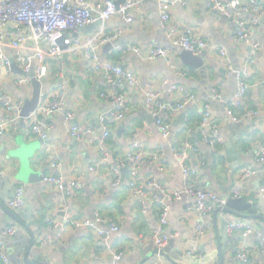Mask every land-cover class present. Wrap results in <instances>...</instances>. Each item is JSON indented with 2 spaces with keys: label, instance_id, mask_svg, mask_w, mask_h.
<instances>
[{
  "label": "crops",
  "instance_id": "obj_1",
  "mask_svg": "<svg viewBox=\"0 0 264 264\" xmlns=\"http://www.w3.org/2000/svg\"><path fill=\"white\" fill-rule=\"evenodd\" d=\"M90 1L96 3L101 0ZM165 1L167 8L174 4L170 9L173 22L182 27L194 28L207 39L209 46L204 51L207 72L203 74L183 65L176 52L172 61L190 71L189 77L180 78L171 68L169 59L145 61L127 49L128 45L148 48L152 44L167 48L166 45L171 43L169 30L161 24L156 2L144 1L134 11V19L130 23L117 17L107 22L104 26L108 34L117 29L124 31L123 37L117 43L124 46L122 50L116 51L114 45H105L101 49L102 59L122 66L137 76L142 85L138 90L127 86L131 111L124 122L113 127V134L108 139L103 138L100 125V116L110 109V104L100 98V92L107 89V83L101 74H93L83 52L69 54L70 62L66 66L70 85L65 101L76 117L70 124L63 122V114L52 118L54 130L46 140L31 135L27 122L29 116H22L26 102L34 96L36 80L30 84L16 86L14 81L20 73L6 69H2L0 73L1 96L24 101L22 110L12 111L13 116L20 113L19 121L9 127L4 137H0V175L11 177L12 172L19 170L18 159H11L10 162L7 159L9 150L18 148V143L22 141L25 144L34 143L38 147L32 160L36 171L42 172V175L52 174V165L61 163L60 172L64 181L77 180L80 185L76 195L69 196L66 191L59 190L51 183L41 181L39 185H25L17 181V187L22 185L25 188V196L41 207V210L34 212L32 229L53 236L52 232L46 231L47 225L53 219H57L59 227H63V215L57 211V205L61 202L70 206L77 219L93 220L95 214L99 213L119 227L118 232L111 234L108 244L92 232L68 230L61 241L48 243V249L41 252L45 264H111L114 250L123 252L121 264H140L145 259L144 264H216L221 260L223 252L224 264H242L238 256L245 247L250 248V264H264V253L260 250L264 240V200L261 191L264 187V163L257 164L258 152L264 143V8L261 9L263 17L259 18V12L251 4V0H242L247 9H240L234 18L236 22L244 23L245 28L252 33V40L259 44V48H255L250 42H233L236 24L208 9V0ZM257 1L264 6V0ZM257 18L258 22H255ZM100 31L101 24H96L86 29V35H96ZM222 46L228 53L227 58L233 70L234 59H237L242 71L249 75L250 88L237 113L242 116L253 110L256 114L247 117L245 123L237 125L228 120L222 98L218 99L214 95L215 90H221L222 97L224 96L233 74L227 72V60L219 55L218 49ZM7 52L12 56L10 49ZM249 57L254 59L253 63L246 62ZM58 82V74L53 71L48 82L44 84L56 85ZM41 84L43 87V83ZM175 86L184 87L185 91L173 94L171 90ZM147 88L159 92L160 101L172 107V140L161 135L155 125L156 119L146 108L144 91ZM191 95L195 96V100L183 108H187V112L185 119L180 121L183 109H178V104ZM205 105L210 106L211 116L218 122L224 137V144L215 148L205 142L199 134L202 120L200 111ZM73 126H82L91 132L77 140L69 132ZM134 134H138L136 140L133 138ZM172 141L180 145L187 141L196 142L201 152L195 156L190 153L188 163L193 167L199 164L200 174L205 178L207 187L219 198H225L224 188L228 185L230 171V164L225 155L226 143H233L241 158L240 168L233 175L235 184L240 183L242 196L255 194L259 208L254 214L258 217L236 218L217 212L218 207L210 213L200 214L195 208L196 199L184 193L187 180L182 168L172 152L167 150L171 148ZM134 143H139L148 150L161 148L165 152L164 172L160 173L156 168L145 164L140 176H157L166 187L182 194L181 199L169 203L171 211L164 227L159 225V215L162 207L167 204L166 201L161 198L159 203L144 215L126 185L129 174L127 156L133 150ZM202 158L205 160L204 166L200 165ZM91 166H95L97 171L92 172ZM248 167H258L257 174L241 181L239 176L242 170ZM115 170L119 171V175ZM8 194L5 195L4 205L11 209L9 201L14 192L8 191ZM224 218L230 220L226 230ZM237 222L250 225L253 233L245 238L242 232L231 231V224ZM12 226L18 229L16 221L0 207V233L4 234L5 230ZM103 228L110 230L106 226ZM224 230L227 238L223 237ZM21 231L28 235L25 230ZM155 231H161L163 235L174 239L176 247L184 252L179 259H174L175 263L154 254V242H145L144 237ZM18 232L21 233L19 230ZM35 257L36 255L31 254L30 260Z\"/></svg>",
  "mask_w": 264,
  "mask_h": 264
},
{
  "label": "built area",
  "instance_id": "obj_2",
  "mask_svg": "<svg viewBox=\"0 0 264 264\" xmlns=\"http://www.w3.org/2000/svg\"><path fill=\"white\" fill-rule=\"evenodd\" d=\"M146 0H128L120 6L116 5L115 0H101L92 3L90 0H0V73L2 69L12 71V59L22 70L23 74L18 76L14 83L16 86H23L32 83L33 80L43 83L40 92L38 107L29 115L27 122L29 133L38 138L46 140L54 130L52 118L58 114H63V122L70 124L74 121L76 114L66 105V94L70 85V78L66 72L68 65L64 59L65 53L72 54L77 51L83 52L89 62L93 74H101L107 83V89L100 92V98L110 104V109L100 116V125L102 127V136L108 139L113 134V127L124 122L128 116L131 107L128 103L127 86L136 90L141 89L142 85L137 76L127 71L120 65L104 60L101 57V49L107 45H114L116 51L122 50L124 45H117L123 37L124 31L117 29L113 33H107L104 26L113 18H119L121 21L130 23L134 19V11ZM157 3L160 14L161 24L169 30L171 44L174 47H180L195 54H202L208 48L209 43L205 36L198 30L173 22L170 12L174 4L166 6L165 0H152ZM251 4L258 10L259 18L263 17L261 9L262 3L257 0H251ZM207 8L226 17L236 24L233 33V42H250L255 48L259 44L252 40V33L245 28L244 23L236 22L234 19L240 9H247L242 0H208ZM258 22V18L255 19ZM101 24V31L96 35H86V29ZM63 44L66 49H61L58 40L63 38ZM12 51L10 56L7 50ZM127 49L134 52L145 61H154L155 59H169L171 68L180 78L190 76V71L182 67L178 62L172 61L176 54L174 48H164L152 44L148 48H139L128 45ZM221 58L226 59L225 68L228 73H233V66L228 60V53L222 46L218 49ZM246 62L253 63L252 57L247 58ZM55 71L58 74L59 82L56 85L44 84L48 82L51 73ZM250 88L249 75L242 71L239 74L237 83V92L226 104L225 112L228 120L233 124L245 123L247 117L256 114L249 110L240 116L237 110L241 108L246 93ZM184 92L185 88L175 86L171 90L173 94ZM146 108L156 119L155 125L165 139L171 138L173 113L172 107L160 101V93L151 88L145 89ZM217 98H222V91L215 90ZM195 96H189L184 102L178 104V109L182 110ZM23 100H15L10 96H1L0 86V137H4L9 127L17 123L20 119V113L17 116L12 115L14 109L20 111L23 108ZM202 120L200 123V135L205 142L212 148L224 144V137L216 120L210 113V106L205 105L200 111ZM70 135L77 140H81L91 130L82 126H73L69 130ZM138 134H134L136 140ZM171 152L182 168L187 185L184 193L196 199L195 208L200 214H207L217 207L225 206L227 198H219L206 185L205 178L200 174L199 164L197 166L189 165L190 153L196 155L200 149L194 142H185L183 145L176 141L171 142ZM164 150L157 148L148 150L139 143L133 144V150L128 154L129 174L126 181L133 198L137 202L140 211L147 215L148 211L154 208L162 198L166 201L159 215V225L164 227L167 223L171 208L169 203L182 198V194L174 189L166 187L157 176L142 178L140 173L147 164L162 173L165 171L163 160ZM264 163V143L260 146L257 164ZM201 166L205 165L204 158L201 159ZM54 173L43 174L42 181L57 186L59 190L66 191L69 196H75L80 190L77 180L65 182L60 172L61 163L52 165ZM258 167L245 168L239 176L241 181L249 176L256 175ZM90 170L96 172V167L91 166ZM119 175V171L115 170ZM119 183V182H118ZM117 183V184H118ZM238 182L233 190L232 197L240 198L241 187ZM264 200V187L261 188ZM25 188L22 185L17 187L13 198L9 201V207L18 210L23 207ZM57 211L63 215V227H59L57 219H53L46 227V231L51 234H44L41 231L38 234L40 245H49L48 243L61 241L68 230H85L94 233L104 243L108 244L111 240V234L119 231L118 225L111 220L103 217L99 213L95 214L93 220L88 218L77 219L69 205L61 202L57 205ZM111 221V222H109ZM103 226L109 227L105 230ZM230 230H238L243 236L249 237L253 230L250 225L243 222L231 224ZM16 228L9 227L4 235L12 236ZM54 232V233H53ZM145 242H154L160 249L167 246L170 238L163 235L161 231L149 233L144 237ZM261 252L264 253V240L261 245ZM242 264H250V248L245 247L238 256ZM123 252L113 251L112 263L121 264ZM0 264H9L3 242L0 240Z\"/></svg>",
  "mask_w": 264,
  "mask_h": 264
},
{
  "label": "water",
  "instance_id": "obj_3",
  "mask_svg": "<svg viewBox=\"0 0 264 264\" xmlns=\"http://www.w3.org/2000/svg\"><path fill=\"white\" fill-rule=\"evenodd\" d=\"M128 0H118L115 1L117 6H120L122 3ZM63 38L58 40V44L60 45L61 49H66L67 46L63 44ZM167 48H174L175 51L178 53L180 57V61L183 65L187 66L188 68L200 71L203 74L207 72L205 58V52L202 54H195L191 51L184 50L180 47H174L171 43L166 45ZM250 50V49H249ZM235 58V56H233ZM64 59L67 64H69V53H65ZM11 69L13 72H17L23 74L22 70L16 64L15 60L12 59ZM242 72V68L239 64L237 59H234V71L232 74V80L229 84V88H227L226 93L222 97V101L225 105L232 99L234 94L237 92V83L239 74ZM35 92L32 100L27 101L25 108L22 112L23 117H28L30 113L36 108L42 84L39 81H35ZM215 95V94H214ZM221 99V98H218ZM183 114L181 116V120L185 119V114L187 112V108L182 110ZM174 133V131H173ZM171 140L173 139V135H171ZM18 148L13 150H9L10 154L8 156L10 162L11 159L19 160L20 168L19 170H15L12 172L11 177L0 175V207L6 212V214L10 215L17 223L18 229H16L15 234L12 236H6L0 233V240L3 242L7 258L9 260V264H45L43 257L41 255L42 251L48 249L49 245H40L38 242L37 235L41 232L40 230L37 232L36 230L32 229L34 225V212L35 210H41V207L32 203L27 196H24V204L21 209L16 211H12L8 207L4 205L6 201L5 195L11 192L14 194L17 191L16 182L19 181L25 185L33 184L39 185L42 181V172L36 171L33 168L32 160L35 156V152L37 151L38 147L36 144H25L24 142L20 141L18 143ZM168 152H170V148H167ZM228 162L230 164V171L228 174V185L224 188V195L227 198V202L225 206L218 207L217 212H222L229 216H234L236 218H243V219H254L258 216L254 213L259 208L257 204V199L255 198V194H251L249 196H242L240 198L232 197L230 191L234 188L236 179L233 177L234 173L238 171L240 168V155L238 154L234 144L231 142L226 143V152ZM12 178V179H10ZM231 189V190H230ZM66 193V192H65ZM10 195V194H8ZM14 196V195H13ZM12 196V197H13ZM230 220L228 218L223 219L224 229H228ZM257 227V226H256ZM21 229L25 230L28 235H24ZM18 230L22 233H19ZM223 231V237L227 238L226 231ZM156 250L153 251L154 254H158L166 258L172 263H175L174 259H179L181 256L184 255V252L181 248L176 247L175 240L170 239L167 246L160 249L159 247L155 246ZM173 249V250H172ZM31 254L36 255L34 260H30ZM146 259L143 260L140 264H144ZM216 264H224V252L221 254V260Z\"/></svg>",
  "mask_w": 264,
  "mask_h": 264
},
{
  "label": "trees",
  "instance_id": "obj_4",
  "mask_svg": "<svg viewBox=\"0 0 264 264\" xmlns=\"http://www.w3.org/2000/svg\"><path fill=\"white\" fill-rule=\"evenodd\" d=\"M200 134V133H199ZM193 140H195V139H193ZM193 142V141H192ZM194 143L196 144V142L194 141Z\"/></svg>",
  "mask_w": 264,
  "mask_h": 264
}]
</instances>
